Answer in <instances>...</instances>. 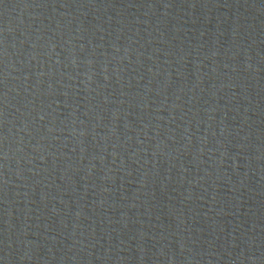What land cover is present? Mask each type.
Wrapping results in <instances>:
<instances>
[{
  "label": "water",
  "instance_id": "1",
  "mask_svg": "<svg viewBox=\"0 0 264 264\" xmlns=\"http://www.w3.org/2000/svg\"><path fill=\"white\" fill-rule=\"evenodd\" d=\"M0 264H264V0H0Z\"/></svg>",
  "mask_w": 264,
  "mask_h": 264
}]
</instances>
